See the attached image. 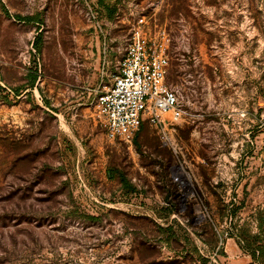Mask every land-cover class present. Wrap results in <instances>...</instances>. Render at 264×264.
<instances>
[{
	"label": "rangeland",
	"instance_id": "obj_1",
	"mask_svg": "<svg viewBox=\"0 0 264 264\" xmlns=\"http://www.w3.org/2000/svg\"><path fill=\"white\" fill-rule=\"evenodd\" d=\"M137 27L184 115L128 144L92 99ZM241 235L264 247V0H0V264H248Z\"/></svg>",
	"mask_w": 264,
	"mask_h": 264
},
{
	"label": "built area",
	"instance_id": "obj_2",
	"mask_svg": "<svg viewBox=\"0 0 264 264\" xmlns=\"http://www.w3.org/2000/svg\"><path fill=\"white\" fill-rule=\"evenodd\" d=\"M167 66L165 46L147 40L137 27L126 41L110 84L92 99L110 140L131 144L144 119L161 125L163 114H170L171 121L184 115L176 90L165 84Z\"/></svg>",
	"mask_w": 264,
	"mask_h": 264
},
{
	"label": "trees",
	"instance_id": "obj_3",
	"mask_svg": "<svg viewBox=\"0 0 264 264\" xmlns=\"http://www.w3.org/2000/svg\"><path fill=\"white\" fill-rule=\"evenodd\" d=\"M106 1L108 0H97V3L101 6H104ZM15 18L17 20H22V21H38L37 20L38 18L36 16H24V17L15 16ZM39 39H40V35L38 34V36L35 38V44H34V47L37 51H40V47L37 44ZM36 80H37L36 73L29 75V82H28L29 87H33L35 85ZM121 183H122V186L127 188L129 191H134V188H132L130 184L126 181V179H124V177L122 176H121ZM262 221L263 219L261 220V222ZM259 228H261V225H259ZM243 235H241V237L243 238V240L241 241L242 243L244 242L243 247L247 250V252H249L251 259H252V261L248 264H254L256 261L258 264H264L263 261L262 262L259 261L264 256V247L261 246L260 244H256L257 237L247 236V235L243 236Z\"/></svg>",
	"mask_w": 264,
	"mask_h": 264
}]
</instances>
